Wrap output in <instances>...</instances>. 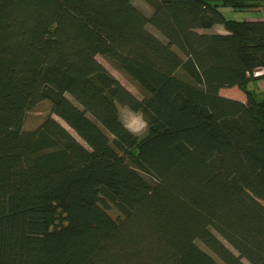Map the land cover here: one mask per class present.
<instances>
[{
    "label": "trees",
    "instance_id": "obj_1",
    "mask_svg": "<svg viewBox=\"0 0 264 264\" xmlns=\"http://www.w3.org/2000/svg\"><path fill=\"white\" fill-rule=\"evenodd\" d=\"M142 1L0 0V264H264V19Z\"/></svg>",
    "mask_w": 264,
    "mask_h": 264
},
{
    "label": "rangeland",
    "instance_id": "obj_2",
    "mask_svg": "<svg viewBox=\"0 0 264 264\" xmlns=\"http://www.w3.org/2000/svg\"><path fill=\"white\" fill-rule=\"evenodd\" d=\"M133 5L145 15H149L151 12L150 8L142 0H133ZM221 11L227 19H235V20H243L242 17L246 14V12L236 11V10H232L230 8H221ZM251 12H254V14H255V11H251ZM148 30L151 33L156 35V32L151 27H148ZM157 35H159V34L157 33ZM96 59L102 66H104L106 68V70L109 73H111L134 96H136L139 99L141 98L137 89L133 86V84L125 76H123L119 71H117L112 65H110L101 56H97ZM222 95H224L226 97L235 98V99H242V97H243L242 93L239 90H224L222 92ZM118 112H119V116H120V119L123 122V124L134 135H136L138 137H143L146 135L147 127H146V124L143 121L142 117L139 114L133 113L129 109H127L126 107H123V106H118ZM48 113H49V104L47 102L40 103L33 110L28 111L26 113L25 118H24V126H23L24 129L25 130L34 129L40 123L42 118L45 117ZM53 118L55 120H57L60 124H62L64 127H66V125L59 118H57L55 116H53ZM66 128L68 129V131H70L72 133V135L74 137H76L75 134L68 127H66ZM104 211L113 221H115L118 218V213L112 206L107 208V209H104ZM218 238L220 239V241H222V243L229 250H231L234 253V251L232 250V248L229 245H227L220 237H218ZM196 244L198 245V247L200 249H202L204 252H206L208 255H210L219 264H223L201 242L197 241ZM243 263L248 264L245 260H243Z\"/></svg>",
    "mask_w": 264,
    "mask_h": 264
},
{
    "label": "crops",
    "instance_id": "obj_3",
    "mask_svg": "<svg viewBox=\"0 0 264 264\" xmlns=\"http://www.w3.org/2000/svg\"><path fill=\"white\" fill-rule=\"evenodd\" d=\"M245 1L247 4H250L253 7L249 8V9L241 10V12H246V14L242 17L243 20L259 19L260 9L264 6V0H245ZM251 11H255V14H254V12H251ZM208 31L210 33H219V34H225L226 33V31L224 30V28L221 25H215ZM256 86L259 89V91H264V77L256 80ZM232 90H237V89H232ZM242 95H243V93H242ZM243 97H244V95H243ZM243 97H242V99H239V100H243Z\"/></svg>",
    "mask_w": 264,
    "mask_h": 264
},
{
    "label": "built area",
    "instance_id": "obj_4",
    "mask_svg": "<svg viewBox=\"0 0 264 264\" xmlns=\"http://www.w3.org/2000/svg\"><path fill=\"white\" fill-rule=\"evenodd\" d=\"M260 18L264 19V6L260 9ZM264 74V70L254 72V77H259Z\"/></svg>",
    "mask_w": 264,
    "mask_h": 264
}]
</instances>
